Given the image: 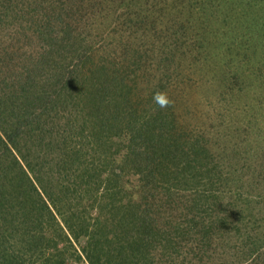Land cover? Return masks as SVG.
Here are the masks:
<instances>
[{"label": "rangeland", "instance_id": "obj_1", "mask_svg": "<svg viewBox=\"0 0 264 264\" xmlns=\"http://www.w3.org/2000/svg\"><path fill=\"white\" fill-rule=\"evenodd\" d=\"M26 84L66 111L43 99L12 110L20 137H91L67 124L89 127L96 92L106 128L114 110L170 156L184 153L196 179L169 198L144 189L139 213L168 231L155 264H264V0H0V99ZM10 239L0 241L7 264ZM85 241L64 246L81 257L66 264H86Z\"/></svg>", "mask_w": 264, "mask_h": 264}, {"label": "trees", "instance_id": "obj_2", "mask_svg": "<svg viewBox=\"0 0 264 264\" xmlns=\"http://www.w3.org/2000/svg\"><path fill=\"white\" fill-rule=\"evenodd\" d=\"M33 90L30 84L22 85L0 99V194L6 190L0 195V206L3 202L12 206L11 212L9 205L1 211L0 226L5 230L0 241L11 236L12 264L21 255L37 256L34 264L79 261L75 251L65 254L64 246L72 248L82 238L86 241L80 254L86 264H155L154 256L165 248L156 247L157 242L168 238V231L153 229L161 223L151 227L150 217L139 213L150 196L144 189L161 186L169 198L172 190L196 179L189 173L184 153L174 150L176 156H170L171 146L162 137H153V131L151 137H140L143 130L130 128L124 120L118 124L121 116L114 110L117 124L106 128L103 111L93 100L96 92L87 97L93 115L89 127L67 124L70 130L79 128L78 134L88 128L91 137H53L52 133L20 137L23 133L13 132L20 123L7 121L12 110L24 112L43 99L44 108L66 111L51 107L49 94L38 95L41 88L37 94ZM6 107L10 115L4 112ZM104 108L107 114V105ZM172 202L156 203L158 213L153 215L163 217ZM89 212L94 215L88 222ZM22 237L25 240L19 241ZM0 264H7L1 250Z\"/></svg>", "mask_w": 264, "mask_h": 264}]
</instances>
